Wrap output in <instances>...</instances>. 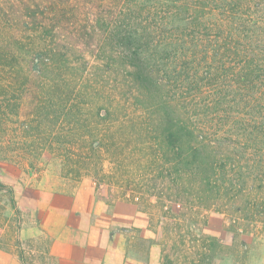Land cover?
I'll use <instances>...</instances> for the list:
<instances>
[{"label": "trees", "instance_id": "1", "mask_svg": "<svg viewBox=\"0 0 264 264\" xmlns=\"http://www.w3.org/2000/svg\"><path fill=\"white\" fill-rule=\"evenodd\" d=\"M212 2L0 0V160L21 117L29 156L8 159L56 160L66 180L93 175L109 207L148 214L154 237L128 240L139 260L153 244L161 264L243 260L242 234L264 225V27ZM0 195L1 243L21 218L15 188ZM213 211L232 244L203 230Z\"/></svg>", "mask_w": 264, "mask_h": 264}, {"label": "rangeland", "instance_id": "2", "mask_svg": "<svg viewBox=\"0 0 264 264\" xmlns=\"http://www.w3.org/2000/svg\"><path fill=\"white\" fill-rule=\"evenodd\" d=\"M216 1L217 0H215L214 3H211L213 8L216 7ZM236 1H240L239 6L235 4ZM243 1L244 0H225L226 4L224 8H244L250 10L253 14L259 13V20L261 22L260 26L263 28L264 0H249V3L242 4ZM11 118H13L16 123H10L11 126L8 135L12 136L14 135L13 132L16 133L17 143L11 144V147H8V144H5L6 147L4 146V149L6 151L4 154H7L8 152V158L13 156V154H18L19 157H28V151H24L22 148V146L26 144H22V142H26L25 139L27 133L26 130L20 128V124L18 123L23 119L16 115H12ZM16 147V152H13L12 149ZM8 158L0 160V181L12 185L16 190L18 212L13 215L12 209L7 207V210L11 212L10 215L12 214L15 219L19 217L21 218V228L31 224H38L39 214L48 210H53L55 212L60 211L64 214H68L70 220H76L77 218L81 220L84 219L86 223L83 226V229L80 230L81 236H84V231L90 228L87 225L90 221L87 211L90 212L89 207L94 198L97 197L93 175H87L80 181L66 180L62 177L60 163L56 160H41L37 165L31 166L27 159H21V163L18 164ZM106 165H108V163H106ZM5 203V197L0 195V204ZM107 212L108 215L105 217L106 219L114 217L118 222H135L136 226L142 224L139 227H133L131 224L127 227L125 225L124 227L120 226L119 228L124 232H126L127 228L132 230V232L133 228H138L141 235L144 236L142 234V227L145 225L149 228V215L138 210L137 206L133 203H119L116 207H109ZM15 221L16 220H14V222ZM231 222L232 221L229 217H226L221 213L215 211L210 212L208 224L206 225L207 230L205 232L214 234L212 232L215 230V232H217L216 235H225L224 239L226 241L229 240L228 242L232 244L233 233L230 231L232 229ZM15 228L16 227L13 225L5 231L1 238V249H4L9 253H16L18 256L20 255V252L23 251L27 264H53V261L47 259L45 255L40 252V250L43 249L41 243H45V238V240L41 242L39 241L38 243L30 240L22 241L19 234L14 232ZM227 228L229 230L225 232ZM113 229H116V227ZM149 230L151 229L149 228ZM1 231H3V227L1 228ZM101 234L107 238L105 231H102ZM241 238L249 244V248L245 253V258L243 260L240 259H242L244 253L237 251V256H239L240 259H236V254L230 251L225 256L218 255L214 260V264H264V225L262 226L260 224L256 229H253L252 232L242 234ZM138 261L141 262H139L140 264L150 263V260L147 262L145 259Z\"/></svg>", "mask_w": 264, "mask_h": 264}, {"label": "crops", "instance_id": "3", "mask_svg": "<svg viewBox=\"0 0 264 264\" xmlns=\"http://www.w3.org/2000/svg\"><path fill=\"white\" fill-rule=\"evenodd\" d=\"M119 203L125 204L118 202L115 207ZM108 208V204L102 199L94 198L89 207L90 212L87 211L90 220L87 225L90 228L84 231V236L80 234L86 223L84 219L70 220L66 213L48 210L39 214L38 224L23 226L19 237L22 241L30 240L36 243L46 239L45 243H41L43 249L41 248L40 252L53 261V264H140L139 259L126 254L132 230L127 228L124 232L119 227H127L130 224L139 227L142 224L136 226L135 222H118L114 217L106 219ZM114 227L116 229H113ZM147 228L145 225L142 227L143 237L153 238V231ZM206 228L207 226L203 230L206 231ZM102 231L106 232L107 238L101 234ZM212 233L217 234L215 230ZM160 257V245L153 244L149 264H161ZM0 264L24 263L18 254L0 248Z\"/></svg>", "mask_w": 264, "mask_h": 264}]
</instances>
